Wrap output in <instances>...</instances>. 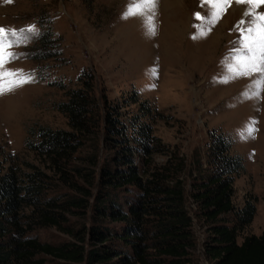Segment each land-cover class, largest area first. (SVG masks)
<instances>
[{
  "label": "trees",
  "instance_id": "obj_1",
  "mask_svg": "<svg viewBox=\"0 0 264 264\" xmlns=\"http://www.w3.org/2000/svg\"><path fill=\"white\" fill-rule=\"evenodd\" d=\"M51 36L37 40L42 52L52 47L46 58L59 53ZM79 84L62 86L56 104L68 128L28 129L33 160L0 145V264H195L188 199L207 224V259L264 264V229L237 243L255 204L233 203L244 164L227 137L210 132L208 167L191 170L186 194L185 158L154 135V107L135 90L118 100L97 96L92 75ZM51 227L67 240H40L37 232Z\"/></svg>",
  "mask_w": 264,
  "mask_h": 264
},
{
  "label": "rangeland",
  "instance_id": "obj_2",
  "mask_svg": "<svg viewBox=\"0 0 264 264\" xmlns=\"http://www.w3.org/2000/svg\"><path fill=\"white\" fill-rule=\"evenodd\" d=\"M201 5L202 0H156L154 4L138 0H0V26L21 29L36 25L40 36L52 34L59 51L46 58L52 47L38 50L39 37L27 47L12 49L28 56L8 67L34 71L35 82L0 96V145L33 160V153L25 147L28 129L37 125L68 128L67 118L56 108L64 99L62 86L77 88L80 77L92 75L97 96L105 93L118 100L135 90L139 101L154 107L158 113L154 135L185 158L186 194L191 170L197 174L208 167L210 132L227 137L230 152L244 164L243 171L234 175L233 203L242 205L249 200L255 204L253 218L237 243L245 235H260L264 229V99L242 95L251 83L249 78L228 83L220 79L225 75L226 57L234 55L237 22L247 18L240 11H227L201 36V27H207V22L202 24L194 16L205 11ZM253 121H258L254 127L259 129L255 138H242V131ZM186 207L193 216L196 239L191 257L195 264H213L204 255L207 224L194 216L196 206L191 200ZM37 235L50 243L68 238L53 227Z\"/></svg>",
  "mask_w": 264,
  "mask_h": 264
},
{
  "label": "snow or ice",
  "instance_id": "obj_3",
  "mask_svg": "<svg viewBox=\"0 0 264 264\" xmlns=\"http://www.w3.org/2000/svg\"><path fill=\"white\" fill-rule=\"evenodd\" d=\"M11 2V0H7ZM156 0H138V3L154 4ZM204 12L194 14L195 18L207 22V27H201V36H206L211 26L217 23L232 6H243V17L237 22L238 39L231 50L234 55L226 57L225 75L220 78L224 83L240 78H249L251 83L242 93L246 99L260 98L264 92V0H202ZM137 7L138 5H133ZM138 11H143L139 9ZM154 35V29H150ZM41 33L36 25L21 29H8L0 26V96L14 94L15 90L35 82V72L25 69L8 67L21 58H27V53L15 52V47H27ZM196 39V36H193ZM258 121H253L242 131V138L254 139V133L259 129L254 127Z\"/></svg>",
  "mask_w": 264,
  "mask_h": 264
},
{
  "label": "bare ground",
  "instance_id": "obj_4",
  "mask_svg": "<svg viewBox=\"0 0 264 264\" xmlns=\"http://www.w3.org/2000/svg\"><path fill=\"white\" fill-rule=\"evenodd\" d=\"M229 13H233V12H237L240 11V13H243L244 11V7L243 6H232L231 8H229Z\"/></svg>",
  "mask_w": 264,
  "mask_h": 264
}]
</instances>
